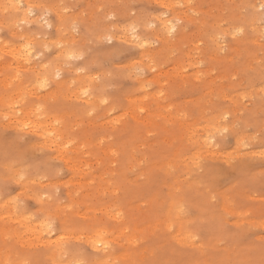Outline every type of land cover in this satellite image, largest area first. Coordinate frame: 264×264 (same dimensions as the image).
Listing matches in <instances>:
<instances>
[{
	"label": "rangeland",
	"instance_id": "374dc122",
	"mask_svg": "<svg viewBox=\"0 0 264 264\" xmlns=\"http://www.w3.org/2000/svg\"><path fill=\"white\" fill-rule=\"evenodd\" d=\"M5 3L3 264H264V0Z\"/></svg>",
	"mask_w": 264,
	"mask_h": 264
},
{
	"label": "bare ground",
	"instance_id": "6f19581e",
	"mask_svg": "<svg viewBox=\"0 0 264 264\" xmlns=\"http://www.w3.org/2000/svg\"><path fill=\"white\" fill-rule=\"evenodd\" d=\"M6 1V3L4 4L5 6L7 5V6H9L8 7V10H10L11 12L13 11L15 14H17V15H19L22 19H25L26 17L28 18V16L30 15L29 14V10H33L32 8H30V7H33V5H35V4H37V2H38V0H36V1H34L33 2V4H31L32 3V1L31 0H25V3H24V8L23 7H21V5H20V0H5ZM3 2H4V0H3ZM39 4V3H38ZM37 4V5H38ZM12 5H15L16 7H11ZM5 6H3L2 8H3V10H5ZM36 6V5H35ZM40 9V8H39ZM9 11V12H10ZM6 12V11H5ZM12 12V13H13ZM9 14V13H8ZM29 14V15H28ZM12 15V14H11ZM17 15H12L11 17H16ZM18 17V16H17ZM17 17L15 18V19H17ZM14 18H12V19H14ZM19 18V17H18ZM20 18V19H21ZM26 18V19H27ZM31 18V17H30ZM32 19V18H31ZM28 20V19H27ZM32 21H33V19H32ZM29 22V21H28ZM160 25L161 26H159V28L160 27H162L163 28V30L162 31H168V29L170 28V27H168V26H166L167 24L165 23V21L163 20V19H161L160 20ZM160 31H161V29H160ZM250 41V40H249ZM10 50V49H9ZM11 53H12V55H13V57H14V59H16V62L18 61L19 62V60H25L27 57H28V55H29V51L28 50H25V49H23V48H17V49H15V48H13V50H11L10 51ZM63 53H68V51H66V50H62L61 51V54H63ZM70 54V52L68 53V55ZM17 62V64H19ZM22 63V62H21ZM70 71V70H69ZM38 83H40L41 81H42V78H39V80H36ZM35 81V82H36ZM36 82V83H37ZM34 127L36 128L35 130H36V132H38L39 133V135L40 136H42L43 138H45V139H47V140H49L50 141V143H52L54 146H60V143L59 142H57V141H51L50 140V129L48 128V130L46 129V128H44V125L41 123V122H37V123H35L34 124ZM43 127V128H42ZM207 144V143H206ZM0 233H2V232H6V229H1L0 228ZM6 233H8L9 235V244H8V248H16L15 247V237H16V235L15 234H12V233H10V232H6ZM90 246H91V248L92 249H95L96 251H104L105 249H106V247H99V245H98V242L97 241H93V240H90ZM10 256L11 255H9L8 254V251L7 250H5L4 251V254H3V260H8L9 258H10ZM3 260L2 259H0V264H3Z\"/></svg>",
	"mask_w": 264,
	"mask_h": 264
},
{
	"label": "snow or ice",
	"instance_id": "6c2138e0",
	"mask_svg": "<svg viewBox=\"0 0 264 264\" xmlns=\"http://www.w3.org/2000/svg\"><path fill=\"white\" fill-rule=\"evenodd\" d=\"M8 7H9V6H7V5L5 6V11H6V12H7V10H8ZM11 7H16V6H15V5H12ZM262 7H264V6H262ZM30 12H31V10H29V13H30ZM21 22L23 23V22H25V21H21ZM41 86L43 87V84H42ZM224 131H227V129H224ZM80 264H82V262H80Z\"/></svg>",
	"mask_w": 264,
	"mask_h": 264
}]
</instances>
